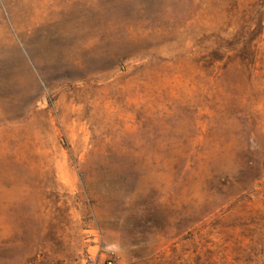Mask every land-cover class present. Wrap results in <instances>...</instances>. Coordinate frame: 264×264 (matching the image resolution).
Listing matches in <instances>:
<instances>
[{
  "label": "rangeland",
  "instance_id": "obj_1",
  "mask_svg": "<svg viewBox=\"0 0 264 264\" xmlns=\"http://www.w3.org/2000/svg\"><path fill=\"white\" fill-rule=\"evenodd\" d=\"M264 264V0H0V264Z\"/></svg>",
  "mask_w": 264,
  "mask_h": 264
},
{
  "label": "built area",
  "instance_id": "obj_2",
  "mask_svg": "<svg viewBox=\"0 0 264 264\" xmlns=\"http://www.w3.org/2000/svg\"><path fill=\"white\" fill-rule=\"evenodd\" d=\"M108 264H110V262Z\"/></svg>",
  "mask_w": 264,
  "mask_h": 264
}]
</instances>
